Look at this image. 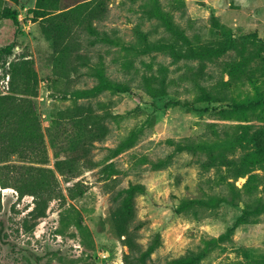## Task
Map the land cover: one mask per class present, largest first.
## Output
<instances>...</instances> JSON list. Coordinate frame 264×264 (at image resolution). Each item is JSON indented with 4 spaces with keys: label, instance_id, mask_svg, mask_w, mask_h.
<instances>
[{
    "label": "rangeland",
    "instance_id": "obj_1",
    "mask_svg": "<svg viewBox=\"0 0 264 264\" xmlns=\"http://www.w3.org/2000/svg\"><path fill=\"white\" fill-rule=\"evenodd\" d=\"M178 1L179 8L170 0H109L106 17L93 22L94 44L76 31L64 48L48 32L51 24L28 12L34 0H1L18 15L17 24L0 19V49L15 44L10 55L0 51V91L9 85L5 60L30 61L45 166L56 190L43 195L37 211L33 196L0 187V264H124L125 255L136 257L156 235L161 244L147 264L187 253L200 254L197 264H264V162L223 183L217 177L224 169L202 164L203 145L227 148L243 129L264 136V0ZM204 49L211 58L202 62L171 55ZM99 85L94 96L71 95ZM206 93L214 100H197ZM177 99L194 103L174 106ZM127 136L134 144L117 153ZM80 139L85 158L61 175L54 162ZM257 149L251 143L235 156ZM158 161L163 167L156 169ZM130 183L143 189L121 235L112 198Z\"/></svg>",
    "mask_w": 264,
    "mask_h": 264
},
{
    "label": "trees",
    "instance_id": "obj_2",
    "mask_svg": "<svg viewBox=\"0 0 264 264\" xmlns=\"http://www.w3.org/2000/svg\"><path fill=\"white\" fill-rule=\"evenodd\" d=\"M9 1L15 5H21L32 0ZM170 2L176 8L180 1L170 0ZM108 3L109 0H34L33 6L28 9V12L35 20L48 21L51 24L48 32H51L52 36L57 38V42L67 48L76 31L85 32L90 36L89 44H94L99 32L93 26V22L106 17ZM17 15V10L0 4V19L8 18L17 24ZM137 34L140 41H146V33L138 31ZM102 40L104 42L110 41L106 33H103ZM14 46V43H10L2 47L0 51L6 56L10 55ZM171 55L175 59H198L201 62L211 58L208 49L182 53L172 51ZM5 62L9 85L7 86V93L0 91V187H11L20 195L33 196L35 199L34 210L41 211L43 208H38V206L45 204V201L42 200L43 195L45 193L52 194L56 190V176L50 168L45 166L48 161L47 149L32 100L37 92L38 79L30 61L19 59L9 62L5 60ZM239 69L237 65L233 66L231 69L233 71L229 73L230 76H233ZM158 83L160 84L159 94L161 96L167 94L165 79L160 78ZM100 86L83 91H74L71 95L75 97L94 96L101 91ZM125 90L129 91L130 89L125 88ZM199 99L201 101L214 100L209 93L197 98V100ZM193 103L189 99L172 101L174 106L187 108H190ZM150 104L155 108L158 107L156 95H151ZM78 116H80V112H76L75 117ZM263 138V134L257 131L250 133L249 130L243 129L239 135L232 139L227 148L214 149L203 145L207 149V155L202 164L204 168H214L216 171L225 170L218 174L217 181L219 183L227 182L230 178L245 176L251 165L264 162ZM83 139H80L78 143L73 142L67 147L64 158L54 162L55 169L61 175L72 172L74 164L85 158L88 148H85V140ZM171 142L176 144L177 151L183 150L182 145L174 141ZM251 143L255 144L258 149L244 156H235L238 149H244ZM133 144L134 139L127 136L120 141L115 151L119 153ZM162 165V161H158L153 164V167L159 169L163 167ZM111 168L112 165H107L103 170L111 174ZM142 189L140 184L130 183L127 187L117 189L113 195V201L119 202L113 212V219L115 224L122 228L121 235L128 234L124 227L131 221L133 198L137 192H142ZM183 205L185 207L187 203ZM184 207L181 206L180 208ZM140 227L141 224H138L134 228ZM1 230L2 224L0 223V234ZM160 244V236L156 235L152 243L145 250H140L136 257L132 258L130 255H125L123 263L147 264L151 253ZM200 259V254L187 253L186 255L168 258L165 264H197Z\"/></svg>",
    "mask_w": 264,
    "mask_h": 264
}]
</instances>
